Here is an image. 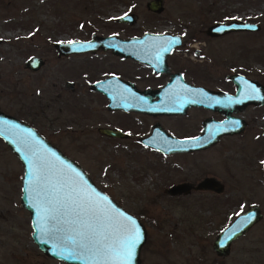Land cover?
Listing matches in <instances>:
<instances>
[{"label":"rangeland","instance_id":"1","mask_svg":"<svg viewBox=\"0 0 264 264\" xmlns=\"http://www.w3.org/2000/svg\"><path fill=\"white\" fill-rule=\"evenodd\" d=\"M147 1L0 0V109L34 126L145 224L141 264H264V144L259 141L264 106L246 109L247 126L240 135L227 134L200 150L163 154L139 143L137 135L155 120L172 133H192L202 111L150 117L109 110L107 98L90 90L84 78L105 70L92 64L119 61L106 52L58 55L54 46L92 32H179L199 38L206 53L201 61L189 58V71L202 73L193 74L195 81H210L203 71L219 79L237 71L264 82V0H162L158 13L147 9ZM127 14L132 23L118 20ZM233 19L259 28L207 32L209 25ZM32 55L44 60L36 70L25 65ZM119 125L132 128L129 138L98 131ZM22 173L21 161L0 138V264H69L46 255L33 241L29 211L20 202ZM206 176L215 177L222 191H167L173 183ZM253 203L263 217L232 240L227 254L218 255L212 247L217 233Z\"/></svg>","mask_w":264,"mask_h":264},{"label":"water","instance_id":"2","mask_svg":"<svg viewBox=\"0 0 264 264\" xmlns=\"http://www.w3.org/2000/svg\"><path fill=\"white\" fill-rule=\"evenodd\" d=\"M146 7L158 13L163 10L162 0H148L146 2ZM118 20L132 22L134 17L132 14H127L120 16ZM258 28V23L233 19L228 21H217L207 27V32L210 35H218L234 30H256ZM179 39L178 35L155 32H144L141 36L128 38H121L114 33L105 35L93 33L87 40L55 41L54 46L59 55L86 51L95 52L99 48H102L111 49V51L117 55L132 57L144 62H155L159 59L163 61L165 59V54L169 50V46L174 43H179ZM156 47H164L166 50L158 52L155 49ZM43 63L44 60L42 57L36 55L30 56L25 61V65L32 70L38 69ZM232 78L236 80L238 85L237 92L233 96H229L222 91L206 90L195 86H187L186 88L181 87L180 91L177 92L156 93L150 92L149 90L145 92L138 90L139 92L129 93L118 87L115 82H121L122 80L114 77L99 80L92 86L94 89H99L104 92L108 99V109L136 110L151 114H182L185 113L189 106L202 105L222 110L226 113V117L221 120H215L213 118H206L203 120V128L196 136L176 137L166 131L160 124L155 123L147 135L139 137V142L141 144L163 154H169L173 152H188L204 149L215 144L222 135L234 134L242 131L244 127L243 121L231 120L229 116L230 110H232L235 105L245 104L249 101L257 102L258 99L254 98L264 93V86L256 80L246 78L242 74H233ZM116 85L117 87H115ZM245 90H248V92ZM241 95H245L246 98H238V96ZM251 97L253 98L251 99ZM98 131L109 136L126 135L120 129L108 126H99ZM29 132L34 134V140L38 142L37 147L40 154L51 161L57 169H61L69 175L79 173L80 178L78 179H80V183L89 189L93 195L102 198L103 206L106 207L112 215L117 216L121 220L125 217H131L135 221V227L139 228L141 239L135 248L131 264H141L140 250L147 236L145 224L136 215L127 211L106 191L99 187L79 163L66 155L34 126L0 109V138L21 161L23 173L21 175L20 202L22 206L29 211L30 225L32 227L31 237L39 249L46 255L60 259L69 264H85V262L79 260L62 259L53 250V242L50 240L45 242V238L40 236L36 230L34 222L37 217V208L34 206L35 202L29 198V194L25 191L28 183V165L24 158L26 150L20 142L21 138ZM192 185L199 189L213 187L216 191H221L223 188L215 177L206 176L196 183L186 181L173 183L167 188V191L169 194L185 193L190 190ZM119 214L123 215L120 216ZM262 217L263 213L256 203L250 204L245 209L238 212L215 236L212 242V247L215 252L218 255L227 254L230 250L232 240L245 234L250 227Z\"/></svg>","mask_w":264,"mask_h":264},{"label":"snow or ice","instance_id":"3","mask_svg":"<svg viewBox=\"0 0 264 264\" xmlns=\"http://www.w3.org/2000/svg\"><path fill=\"white\" fill-rule=\"evenodd\" d=\"M20 142L28 165L25 191L35 202L34 223L45 242H53V250L62 259L85 264H131L141 239L135 221L112 215L102 198L80 183L79 173L69 175L57 169L40 154L34 134L27 133Z\"/></svg>","mask_w":264,"mask_h":264},{"label":"flooded vegetation","instance_id":"4","mask_svg":"<svg viewBox=\"0 0 264 264\" xmlns=\"http://www.w3.org/2000/svg\"><path fill=\"white\" fill-rule=\"evenodd\" d=\"M127 22V21H126ZM132 23V22H130ZM144 32H155V33H164V34H172V35H178L179 36V43H174L171 46H169L168 52L165 54V59L162 61L161 59L155 61V62H144L140 61L137 59H134L132 57H125L121 55L114 54L111 49H102L99 48L95 52H80V53H73L74 54H79L83 56L87 55H95L98 54V52H106L110 56L114 58V60L119 61V65L117 63L116 66L109 64L108 66L106 64H92L90 67L92 68H97L104 70L100 76L97 77H89V75H86L84 78L85 82L87 83V87L99 94H102L105 96L104 92L99 89H94L93 84L99 80H104L109 77H114L122 80L121 82H115L120 89H122L125 92L133 93V92H139V91H147L149 90L150 92H177L180 91L181 87L186 88L187 86H195V87H201L206 90H212V91H222L228 94L229 96H233L237 92V82L232 78L233 74H242L248 79L256 80L258 83L262 84L264 86V82H262L260 79L250 77L246 75L245 73L242 72H227L223 75V78L219 79L218 76H214V74L210 73L209 71H203V75L209 76L210 81L206 80H197L195 81L192 76L194 73H200L197 69L195 71H189L190 68V59H198L195 57L200 56L199 61L203 60L205 58L206 53L203 52L201 53L202 47L198 44L200 43L199 38L197 37H192L186 38L183 33L179 32H166V31H152V30H143L142 32H134L130 35L127 36H121L117 33H114L121 38H128V37H135V36H141ZM95 33L92 32L91 35ZM111 34V33H107ZM100 35H105V34H100ZM90 38V37H89ZM89 38H83L80 40H87ZM198 44V45H197ZM206 43H204V47H206ZM156 51L162 52L166 50L164 47H156ZM58 54V51H57ZM72 54V53H71ZM59 55V54H58ZM185 57L186 58V63L180 61L181 58ZM190 58V59H189ZM172 59V61H171ZM210 61V59H206V61ZM172 63H176L178 67H175L172 65ZM107 66V67H106ZM192 73V74H191ZM202 74V73H200ZM117 85L115 87H117ZM126 85V86H125ZM107 87V86H106ZM109 87V86H108ZM113 87V86H112ZM139 90V91H138ZM248 92V90H245ZM106 97V96H105ZM156 98V97H155ZM154 98V99H155ZM238 98H246L245 95L238 96ZM253 97H251L252 99ZM258 99L257 102H246L245 104H239L235 105L232 110H230L229 116L231 117V120L237 121V120H242L244 123L243 131L237 132L234 134H229V135H240L242 132H244L246 126H247V119L244 114L245 111L248 107L253 106V107H261L264 106V93L260 94V96L254 98ZM263 99V100H260ZM108 100V99H107ZM107 106V103H106ZM108 109V108H107ZM188 109L192 110H197L199 114H201L200 111H202V115L198 118V123L197 126L199 129L197 131H193L192 133H182V134H175L170 132L166 127L162 126L166 131H168L170 134H173L176 137H191V136H196L199 134L203 128L202 126V121L205 120L206 118H213L215 120H221L226 117V113L222 110H217L209 107H205L202 105H192L189 106ZM109 110H116V111H124V112H129V113H141L144 115H148L150 117H157V116H182V114H175V115H166V114H151V113H145V112H140L136 110H124V109H109ZM185 111V112H186ZM196 112V111H195ZM158 123L160 124L159 121L155 120L150 124L149 130L147 132H143L141 135H137V141L139 142V137L147 135L152 126ZM196 125V124H195ZM110 127V126H108ZM121 127V128H120ZM113 128H118L121 131H123L126 135L123 138H129L130 133L132 132V128H127L130 129V132L127 129L122 128V126L119 125V127H113ZM126 128V127H125ZM109 136V135H106ZM228 136V135H223L221 136L220 139L223 137ZM113 137V136H112ZM261 144H264V137H261L259 139ZM140 143V142H139ZM259 161H261L259 159ZM261 169L263 171V164L264 160L261 161ZM264 173V171H263ZM191 182V181H189ZM194 183V182H191ZM196 183V182H195ZM196 189L198 190L199 188H195L193 185L190 187V190L187 191L188 193L192 190ZM203 189V188H200ZM205 190H212L216 191L213 187L210 188H204ZM223 189V188H222ZM222 191V190H221ZM186 192V193H187ZM220 192V191H216Z\"/></svg>","mask_w":264,"mask_h":264}]
</instances>
